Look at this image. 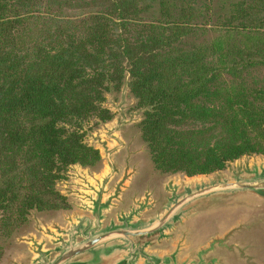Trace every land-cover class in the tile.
Listing matches in <instances>:
<instances>
[{"label":"trees","instance_id":"trees-1","mask_svg":"<svg viewBox=\"0 0 264 264\" xmlns=\"http://www.w3.org/2000/svg\"><path fill=\"white\" fill-rule=\"evenodd\" d=\"M0 0V230L69 208L67 168L127 88L153 168L188 176L264 154V0ZM213 30L214 37L204 38Z\"/></svg>","mask_w":264,"mask_h":264},{"label":"water","instance_id":"water-1","mask_svg":"<svg viewBox=\"0 0 264 264\" xmlns=\"http://www.w3.org/2000/svg\"><path fill=\"white\" fill-rule=\"evenodd\" d=\"M127 85L126 77L121 90ZM117 109L114 119L100 122L103 132L93 135V143L84 139L99 152V166L68 167L83 170L74 176L78 182L75 190L67 189L70 194L60 192L74 210H64L60 222L20 234L25 251L11 259V264H226L224 256L208 255L226 248L227 253H232L229 248L240 250L232 236L244 226L242 221L251 208L264 201V160L241 161L229 175L188 176L176 172L189 179L169 177L158 187L146 185L140 192L135 186L138 167L129 164L128 158L123 165L118 161L127 148L120 133L132 116L126 118L123 109ZM109 123L112 125L108 127ZM68 168L65 176L69 175ZM243 194L256 197L250 208L242 205L246 214L239 215L221 233L190 244L187 235L191 225L198 226L197 217L221 209L220 201ZM67 196H73V200Z\"/></svg>","mask_w":264,"mask_h":264},{"label":"rangeland","instance_id":"rangeland-1","mask_svg":"<svg viewBox=\"0 0 264 264\" xmlns=\"http://www.w3.org/2000/svg\"><path fill=\"white\" fill-rule=\"evenodd\" d=\"M210 3L212 9L210 11H219L222 12L226 8L229 2L235 0H202ZM217 33L213 30H210L204 38H212ZM263 70H258L255 73H263ZM104 104L109 107V112L112 115V118L117 115V108L120 106L123 110V114H126V118L129 119V123L126 124L121 130V138L126 142L127 148L123 151L120 156H118V161L122 164L123 160H128L129 164L136 165L137 173L139 176L137 178V184L135 185L138 188V191L144 190V186L148 185L158 187L161 182L167 178L173 179H189L184 176L182 173L170 174V173H161L153 168V164L150 162V156L146 149V145L139 135L138 120L140 116L142 117L139 107H137L135 99L132 97L129 89L124 88V90L119 89V91H111L106 94V99ZM114 119V118H113ZM112 119V120H113ZM111 120V121H112ZM109 121V122H111ZM112 123L108 124V127ZM98 129V131H95ZM103 132V127L100 125L96 126L93 123H90L85 128L84 139L89 143H93V135H100ZM251 160H264V154H252L248 157H242L235 161H231L228 166L223 170H216L211 173L203 174L205 176H215V175H225L229 173V170L232 167H236L239 162H247ZM123 165V164H122ZM69 175L62 178L55 185L56 189L61 193H69L67 189L75 190L74 185H76L74 176L76 174L83 173L82 169L78 167L68 168ZM229 175V174H228ZM70 194V193H69ZM69 199L73 200V196H67ZM256 197L248 196L246 194L228 197L225 200L220 201L218 206L222 208L213 209L211 212L206 213L200 217H197L196 225H191L189 235L187 238L190 240L191 245H197L202 243L208 235L215 234L217 232H222L227 229V226H230L231 223L237 220L239 215L246 214L245 211L241 208L242 205L251 207L255 204ZM69 208L63 209L62 211L56 210L51 213H40L38 211H33L30 216V221L26 225H22L20 228H17L11 235L5 236L0 230V264H11V259L17 258L18 255L25 251L24 243L20 242V234H23L25 230H33L37 232L36 228H39L40 225L50 224L54 222H60L63 220L61 216L64 210H74V207L68 203ZM239 206V207H238ZM235 207H238L239 210ZM249 210L248 208H246ZM1 218V211H0ZM244 225L239 233L235 236H232V240L238 242L240 250L236 248H229L232 253H227L226 249L222 251H215L210 253L208 256H217L225 257L226 264H264V201L260 204L254 205L249 215L242 221ZM19 236V237H18ZM223 252V253H222Z\"/></svg>","mask_w":264,"mask_h":264}]
</instances>
